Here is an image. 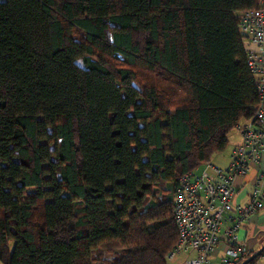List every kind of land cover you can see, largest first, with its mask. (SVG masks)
I'll list each match as a JSON object with an SVG mask.
<instances>
[{"label": "trees", "instance_id": "16d2710c", "mask_svg": "<svg viewBox=\"0 0 264 264\" xmlns=\"http://www.w3.org/2000/svg\"><path fill=\"white\" fill-rule=\"evenodd\" d=\"M261 1L0 5L1 264H167L179 180L258 107Z\"/></svg>", "mask_w": 264, "mask_h": 264}, {"label": "built area", "instance_id": "2783aa9c", "mask_svg": "<svg viewBox=\"0 0 264 264\" xmlns=\"http://www.w3.org/2000/svg\"><path fill=\"white\" fill-rule=\"evenodd\" d=\"M239 28L247 66L255 77L258 107L250 120L236 126L240 143L227 169L206 163L179 180L172 201L178 240L167 264L181 254L188 255L184 264H213L211 258L222 242L226 250L218 264H238L247 256L238 235L241 222L264 208V0L257 10L241 16ZM250 175L248 203L242 205L235 200V181Z\"/></svg>", "mask_w": 264, "mask_h": 264}, {"label": "crops", "instance_id": "0c3cea01", "mask_svg": "<svg viewBox=\"0 0 264 264\" xmlns=\"http://www.w3.org/2000/svg\"><path fill=\"white\" fill-rule=\"evenodd\" d=\"M239 143H240L239 132L238 130H236L235 136L233 140L231 141V155H232L233 150L235 149L236 146L239 145ZM210 163H213V162L211 161ZM216 166L220 167V165H216ZM228 166L226 165V167H220V168L227 169ZM251 178H252V175L242 180L235 181L236 186H238V189L236 191L235 200L236 202L242 205H245L248 203L249 191L251 189V186H250ZM227 225L228 224H226V226ZM238 235L241 240V243L245 245V248L247 250V256L248 255L252 256V254L254 255L257 251L260 250V248L264 244V208L258 213H256L255 215L241 222ZM225 250H226V243L222 242L215 250L213 257L211 258V262L213 264H218ZM179 256L181 258L179 259L177 264H184V261L188 258V255L181 254ZM256 264H264V253L259 258Z\"/></svg>", "mask_w": 264, "mask_h": 264}, {"label": "rangeland", "instance_id": "374dc122", "mask_svg": "<svg viewBox=\"0 0 264 264\" xmlns=\"http://www.w3.org/2000/svg\"><path fill=\"white\" fill-rule=\"evenodd\" d=\"M235 132L236 129H234L231 134L229 135V145L226 148L225 151L216 154L211 161L216 164V165H220V167H226V165L228 166L230 164V158H231V141L233 140L234 136H235ZM212 163V164H213ZM135 186L130 187V189L128 190V198H129V205L130 206H135L137 208L141 207V199L137 198L135 196V192H134V188ZM181 257L178 256L175 258V260L171 263V264H177V262L179 261ZM213 261V260H212ZM1 264V263H0Z\"/></svg>", "mask_w": 264, "mask_h": 264}, {"label": "water", "instance_id": "95a60500", "mask_svg": "<svg viewBox=\"0 0 264 264\" xmlns=\"http://www.w3.org/2000/svg\"><path fill=\"white\" fill-rule=\"evenodd\" d=\"M6 4V0H0V5H4ZM264 251V244L263 246L260 248L259 251H257L254 255L250 256L248 259H246L245 261H243L241 264H248L251 261L255 260L257 257H259L262 252Z\"/></svg>", "mask_w": 264, "mask_h": 264}]
</instances>
